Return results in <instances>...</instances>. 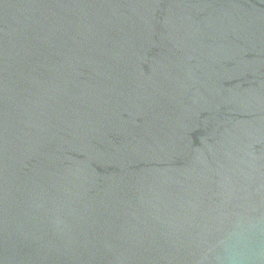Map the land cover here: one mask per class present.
<instances>
[{"label":"water","instance_id":"water-1","mask_svg":"<svg viewBox=\"0 0 264 264\" xmlns=\"http://www.w3.org/2000/svg\"><path fill=\"white\" fill-rule=\"evenodd\" d=\"M0 264H264V0H0Z\"/></svg>","mask_w":264,"mask_h":264}]
</instances>
